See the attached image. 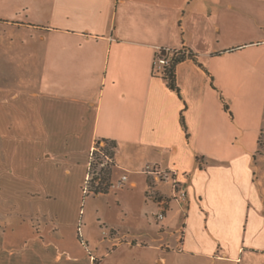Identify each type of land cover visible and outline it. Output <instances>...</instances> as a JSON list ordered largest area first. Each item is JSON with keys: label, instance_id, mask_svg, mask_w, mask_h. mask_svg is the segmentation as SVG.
Returning <instances> with one entry per match:
<instances>
[{"label": "crops", "instance_id": "1", "mask_svg": "<svg viewBox=\"0 0 264 264\" xmlns=\"http://www.w3.org/2000/svg\"><path fill=\"white\" fill-rule=\"evenodd\" d=\"M182 49L197 63L175 66L177 94L152 63ZM0 58L21 76L0 87V264H264L247 237L264 227V0H0ZM99 141L113 166L84 196ZM152 169L177 172L185 213L155 222Z\"/></svg>", "mask_w": 264, "mask_h": 264}, {"label": "built area", "instance_id": "2", "mask_svg": "<svg viewBox=\"0 0 264 264\" xmlns=\"http://www.w3.org/2000/svg\"><path fill=\"white\" fill-rule=\"evenodd\" d=\"M172 52H170L171 54ZM168 64V57L166 55L157 54L153 60L152 68L153 73L156 75H162L163 68ZM103 145V142H96L89 154V162L87 166V173L85 176V181L83 184L82 192L83 195L93 194L97 192L93 191L89 186L91 183L90 180V171L92 163L95 159L96 153L102 155L103 160L100 163L101 167L107 168L109 170L113 166L112 154H104L102 150L99 152L96 145ZM148 174L152 176V183L150 184L151 188L157 184H167L169 186V195L158 194L155 190H151L147 193V199L150 200L152 204L155 205L157 212L154 214V217L157 222H162L170 210L171 203H175L179 208L180 212L185 213V208L187 204V191L185 189V184L178 178L177 172L174 170H165V169H152L148 171ZM101 179L96 178L93 181L94 185L97 186L100 183ZM127 182V176L122 175L113 183H107L106 188L110 190H116L123 188Z\"/></svg>", "mask_w": 264, "mask_h": 264}, {"label": "rangeland", "instance_id": "3", "mask_svg": "<svg viewBox=\"0 0 264 264\" xmlns=\"http://www.w3.org/2000/svg\"><path fill=\"white\" fill-rule=\"evenodd\" d=\"M4 70H6V66L3 62V59L0 58V87L4 86V87H9L10 86H16L20 80H18V78L20 79L21 76L20 75H3ZM15 91L16 88L14 87ZM21 97H23L21 95ZM9 98V97H8ZM20 100V99H19ZM9 103H13L16 101H11V99H8ZM11 106V105H8ZM6 105L1 106L2 108L4 107H8ZM6 124L4 122H0V183L6 178V171L10 169V164L8 166H6V162H4V149L6 148L5 142L6 137ZM22 141H19V149L22 148ZM103 142V145L100 146L99 144L96 145V147L98 148V151L100 152L102 150V152L104 154H110L113 151V146L106 141H101ZM100 143V141L98 142ZM259 154L261 155L260 159H261V164L263 166V168L260 170V173L258 175L259 177V183L262 186V189L264 191V136L261 137V139L259 140ZM103 160L102 155H99V153H96L95 155V159L92 163V167H91V171H90V180H91V184L89 185L91 187V189L93 191L95 190H102L104 188V184H105V176H106V172L108 171L107 168L101 167L100 163ZM15 176H16V170H15ZM96 178L101 179L100 183L95 186L93 181L96 180ZM234 178V177H232ZM83 188V187H82ZM229 190H233L232 187H229ZM233 193V192H232ZM85 196V195H84ZM84 207L88 204H91V201H87L84 200ZM155 219V218H154ZM95 221V220H94ZM155 222L156 219H155ZM89 225V222H87ZM91 225V224H90ZM91 228L95 227L93 225L90 226ZM264 227L261 225L260 222H257V220H253V222L250 225V232L247 233V237L252 241V242H258L261 241L262 238H264ZM111 235V234H110ZM223 238V243L226 244L227 241V237L222 236ZM226 240V241H225ZM249 255H244L242 258H248ZM256 257L253 256V259H255Z\"/></svg>", "mask_w": 264, "mask_h": 264}, {"label": "trees", "instance_id": "4", "mask_svg": "<svg viewBox=\"0 0 264 264\" xmlns=\"http://www.w3.org/2000/svg\"><path fill=\"white\" fill-rule=\"evenodd\" d=\"M185 59H191L192 61L197 63L195 56L187 49H182L181 51L172 52L168 57V64L163 68V72L161 75V77L167 82V86L169 87V89L175 91L177 94H179V89L175 82V73H174L175 66L178 63L184 61Z\"/></svg>", "mask_w": 264, "mask_h": 264}]
</instances>
